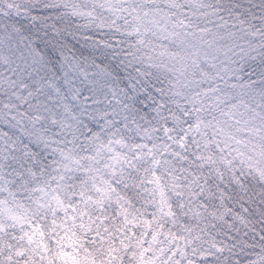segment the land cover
Here are the masks:
<instances>
[{"label":"snow or ice","instance_id":"snow-or-ice-1","mask_svg":"<svg viewBox=\"0 0 264 264\" xmlns=\"http://www.w3.org/2000/svg\"><path fill=\"white\" fill-rule=\"evenodd\" d=\"M0 264H264V0H0Z\"/></svg>","mask_w":264,"mask_h":264},{"label":"trees","instance_id":"trees-1","mask_svg":"<svg viewBox=\"0 0 264 264\" xmlns=\"http://www.w3.org/2000/svg\"><path fill=\"white\" fill-rule=\"evenodd\" d=\"M74 43V42H73ZM77 47H79V46H77Z\"/></svg>","mask_w":264,"mask_h":264}]
</instances>
